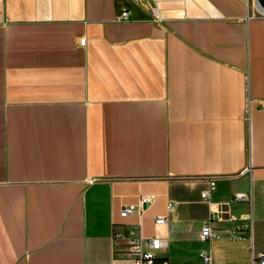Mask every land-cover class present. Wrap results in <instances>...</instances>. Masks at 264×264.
I'll return each instance as SVG.
<instances>
[{
  "label": "crops",
  "instance_id": "0c3cea01",
  "mask_svg": "<svg viewBox=\"0 0 264 264\" xmlns=\"http://www.w3.org/2000/svg\"><path fill=\"white\" fill-rule=\"evenodd\" d=\"M153 2L159 23L138 0H0V264H132L110 239L131 227L166 243L154 264L264 257V15Z\"/></svg>",
  "mask_w": 264,
  "mask_h": 264
},
{
  "label": "built area",
  "instance_id": "2783aa9c",
  "mask_svg": "<svg viewBox=\"0 0 264 264\" xmlns=\"http://www.w3.org/2000/svg\"><path fill=\"white\" fill-rule=\"evenodd\" d=\"M139 6L147 13L149 19L153 23H159V19L156 14V8L154 6L153 0H138ZM129 14L127 11H122L120 13L117 21L126 22L129 20ZM84 39L78 41L79 46H83ZM247 119V116H246ZM247 169V168H246ZM215 181L211 179L208 181L207 189L200 193V199L203 203L209 205L210 195L214 191ZM141 198L137 205H127L120 209L118 216L120 218H126L131 215H136L140 217L142 209L141 203L143 202ZM234 200L238 202L250 203V195L246 194H236L234 195ZM174 204L168 202L166 204V211L170 213L173 211ZM213 219V218H212ZM245 225L236 226L234 225L233 230L230 234L233 241H250V217L243 218ZM165 222V218L158 217L154 219L155 225H162ZM229 223L233 222V219L228 220ZM244 230L245 236H242L238 231ZM198 238L200 241H215L219 240L220 236L218 233L211 230L210 220L204 222L198 232ZM110 239L115 252L122 253L127 259L131 261L132 264H154L157 259V253L166 247V243L157 237H144L139 228H128L123 231L112 229L110 232ZM198 257L202 264H211V255L209 250L199 251ZM258 264H264V257L262 254L257 255ZM162 264V263H161Z\"/></svg>",
  "mask_w": 264,
  "mask_h": 264
},
{
  "label": "water",
  "instance_id": "95a60500",
  "mask_svg": "<svg viewBox=\"0 0 264 264\" xmlns=\"http://www.w3.org/2000/svg\"><path fill=\"white\" fill-rule=\"evenodd\" d=\"M255 6L261 15H264V0H254Z\"/></svg>",
  "mask_w": 264,
  "mask_h": 264
},
{
  "label": "rangeland",
  "instance_id": "374dc122",
  "mask_svg": "<svg viewBox=\"0 0 264 264\" xmlns=\"http://www.w3.org/2000/svg\"><path fill=\"white\" fill-rule=\"evenodd\" d=\"M250 10H251V12H252L253 14H255V15H261V14L259 13L258 9H257L256 6H255V3L251 4V6H250Z\"/></svg>",
  "mask_w": 264,
  "mask_h": 264
}]
</instances>
